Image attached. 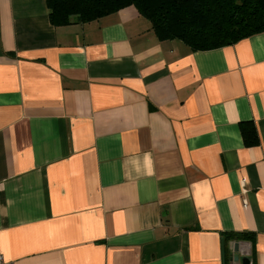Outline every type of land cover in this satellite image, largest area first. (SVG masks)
I'll use <instances>...</instances> for the list:
<instances>
[{
  "label": "crops",
  "instance_id": "1",
  "mask_svg": "<svg viewBox=\"0 0 264 264\" xmlns=\"http://www.w3.org/2000/svg\"><path fill=\"white\" fill-rule=\"evenodd\" d=\"M0 253L264 264V31L194 51L134 5L55 26L45 0H0Z\"/></svg>",
  "mask_w": 264,
  "mask_h": 264
},
{
  "label": "trees",
  "instance_id": "2",
  "mask_svg": "<svg viewBox=\"0 0 264 264\" xmlns=\"http://www.w3.org/2000/svg\"><path fill=\"white\" fill-rule=\"evenodd\" d=\"M55 26L85 23L134 5L152 24L160 40L177 39L192 50L232 45L264 31V0H45ZM248 146L258 143L253 122H242ZM227 238L250 241L248 234Z\"/></svg>",
  "mask_w": 264,
  "mask_h": 264
},
{
  "label": "water",
  "instance_id": "3",
  "mask_svg": "<svg viewBox=\"0 0 264 264\" xmlns=\"http://www.w3.org/2000/svg\"><path fill=\"white\" fill-rule=\"evenodd\" d=\"M239 245H240V242H236L235 243V251L237 252L239 250ZM234 258H235V261L238 263V261L240 260L239 258V254L238 253H235L234 255ZM241 261L243 264H250V257L247 255V256H244L243 258H241Z\"/></svg>",
  "mask_w": 264,
  "mask_h": 264
},
{
  "label": "built area",
  "instance_id": "4",
  "mask_svg": "<svg viewBox=\"0 0 264 264\" xmlns=\"http://www.w3.org/2000/svg\"><path fill=\"white\" fill-rule=\"evenodd\" d=\"M243 244H244V246L248 247V246L246 245V243H243ZM245 251H246L247 253H249V248H245ZM247 253H246L245 256L248 255ZM0 264H9V263L6 261L4 255H3L2 253H0Z\"/></svg>",
  "mask_w": 264,
  "mask_h": 264
}]
</instances>
